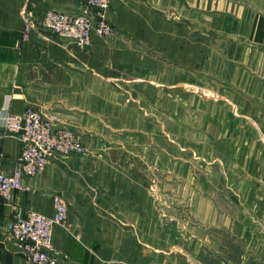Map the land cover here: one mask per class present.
Segmentation results:
<instances>
[{"label":"crops","instance_id":"obj_1","mask_svg":"<svg viewBox=\"0 0 264 264\" xmlns=\"http://www.w3.org/2000/svg\"><path fill=\"white\" fill-rule=\"evenodd\" d=\"M81 3L0 0L4 169L13 168L22 148L1 125L7 106L12 113L34 107L55 116L58 125L79 131L87 148L84 155L57 156L43 173L27 178V188L15 193L12 205L0 196V264H26L10 249V217L29 210L51 216L56 194L68 207L66 225L54 226L58 264H263L262 248L259 258L251 248L263 232L264 214L256 213L260 226L250 239L244 222L251 221L250 210L264 207V0H111L109 17L117 34H94L86 49L39 29L24 38L26 8L33 6L42 17L48 9L77 13ZM160 66L161 82L147 80ZM142 87L148 94H168L167 100L162 95V102L123 101V94H138ZM169 94L178 101L170 103ZM171 106L193 111L200 143H226L221 154L231 175V180L219 179L224 171L217 162L200 169L207 179L203 188L215 192L205 200L209 214L196 215L199 223L187 239L180 219H170L166 191L156 198L147 193L166 189L162 180L155 186L148 180L153 172L164 177L174 166L177 173L197 174V161L180 159L186 148L180 147L171 165L164 122ZM222 111L224 120L216 116ZM221 124L227 132L217 138L212 132ZM204 125L209 129L203 133ZM155 126L161 127L156 146L149 128ZM213 147L210 153L216 156ZM192 152L204 156L202 150ZM236 174L241 175L237 180ZM218 181L242 191L239 200L233 193L221 194V204L250 209L242 214L221 210L216 192L224 187ZM197 183L201 192L202 181ZM202 222L210 229L203 231ZM234 235L247 241L246 249L230 244Z\"/></svg>","mask_w":264,"mask_h":264},{"label":"built area","instance_id":"obj_2","mask_svg":"<svg viewBox=\"0 0 264 264\" xmlns=\"http://www.w3.org/2000/svg\"><path fill=\"white\" fill-rule=\"evenodd\" d=\"M77 13L48 9L42 17L33 6L23 13V36L28 39L37 29L50 32L72 41L79 47L90 43L93 32L104 37L113 32L106 21L111 0H81ZM1 125L21 142V153L10 171L4 169L6 155L0 151V196L10 206L15 193L26 189L27 178L43 173L57 156L68 158L84 155L85 144L78 131L68 125L57 127V119L46 116L34 107L22 113H12L6 107ZM54 213L51 216L29 210L13 214L7 224L10 249L20 254L26 264H58L54 250V226L66 225L68 207L61 195L53 196Z\"/></svg>","mask_w":264,"mask_h":264},{"label":"rangeland","instance_id":"obj_3","mask_svg":"<svg viewBox=\"0 0 264 264\" xmlns=\"http://www.w3.org/2000/svg\"><path fill=\"white\" fill-rule=\"evenodd\" d=\"M110 10H111V6L109 9V12H107V14H106V21L112 26L113 32L110 33L109 35L104 36V37H101V36L97 35L96 32H93L92 36L95 34L101 38H109V37H112V36L117 34V30L114 27V25L112 24L110 17H109ZM92 36H91V40H92ZM91 40H90V43L84 47H79L76 44H74L72 41L71 42L73 43V45L77 49H86L91 44ZM161 73H162V70H161V66H160L154 72V77H151V78L149 77V78H147V80H152V81H155V83L156 82L160 83L161 82V76H160ZM143 79L146 80L145 77ZM154 86H156V84H154ZM202 89H201L202 93H204L205 96H208V87L204 86ZM138 91H139L138 94L137 93L123 94L122 95L123 101H125V102H127V101H137V102L143 101L144 102V100L146 99V100L152 101L153 103L162 102L161 96L163 94H158V95L148 94V93H146V89L143 87L141 88V90H138ZM204 95H202L203 98H204ZM109 96L110 95H107L108 98H109ZM163 96H165V98L167 100L168 94L163 95ZM169 97H172L170 100V103L178 101L176 94H169ZM189 97L187 98V101H186L187 103L189 102V99L192 100L193 95H190ZM180 100H182V99H180ZM219 100L222 101V99L220 97H218V101ZM190 103H192V102H190ZM160 104L161 103H159V105ZM172 107H174V106H171L169 108L170 110L166 114L165 121H164L168 127V129L166 127V131H167V135L169 136V144H170L169 149L171 152V156H173V157H171V165L175 164L173 162V160L177 161V159L179 158L178 153L181 151V148H186V152H187L186 156L182 157L180 159H182L186 163H189L190 160H193L192 165L195 161H197V164H196L197 174L196 173L186 174L183 172L177 173V171L175 170L176 167H174V166H170L171 173L164 175V177H162V175L159 174L158 172H157L158 174L153 172L152 175L148 176V180L150 182H154V184H153L154 186H155L157 179L159 180V182L162 180L165 184L164 187L166 189L155 190V188H152V190L147 191V193L150 194V196H152L153 198H156V197H161L162 192L166 191V198H167V200H169V205H168L169 208L168 207L167 208H168L169 215L171 217L170 219H172V218H179L180 219L179 220L180 230L184 231L186 239H187L189 237V233L192 232L193 229L195 228V226L197 227V224L199 223V221L197 220L199 218H197L196 215L197 214H203V216H205L206 214H209V205L207 203L205 205V200L209 199L208 197L210 196V193L215 192L213 190H209V189L206 190L205 188H203L204 180H207V179H205V176H204L203 172L200 171V169L204 170L205 167H208L211 162H212V164H215L217 162L218 165L222 166L221 168L224 171L222 174L221 173L218 174L219 179H221V177H222L223 180H225L226 178L231 180V175L229 173L230 169L226 168V165H225L227 159L224 156V154H221V150L225 149L226 143L225 142H213L211 144H210V142H201L200 143L199 140L197 139V136H196V134L200 132V126H194L193 125V121H194L193 120V117H194L193 111H188V110L187 111H183V110L178 111L175 109H171ZM37 110H39V109H37ZM39 111H41V110H39ZM204 112H207V110H203V113ZM43 114L46 116H52V115L45 114V113H43ZM216 116H218L219 119H223V120L226 118V114L224 111L219 112V114H217ZM53 117H55V116H53ZM57 123H60V122H57ZM216 126L217 127H216V129H214L212 134L213 135L216 134L217 138L221 137L222 134H225L227 132V127L225 124L216 125ZM57 127H60V125L57 124ZM138 128L141 130H144V127H138ZM149 128L154 129L153 141H154V145L156 146V144L158 143V142H156L157 136L161 135V131H160L161 127L155 126V127H149ZM207 129H209L208 125L202 126L203 133ZM80 135L83 138V135L81 133H80ZM165 137H167V136H165ZM214 144H216V148L219 152V154L216 153V156L213 153L212 154L210 153V149L214 148L213 147ZM85 148H86V146H85ZM216 148H215V151H216ZM195 149L204 151L205 157L203 155H200L198 157L197 154L195 156L194 153L192 152V151H195ZM86 151H87V148H86ZM193 156H195L196 158L195 157L193 158ZM174 158H176V159H174ZM154 161H156V159ZM154 166H155V164H154ZM218 171H220V169H218ZM240 176H241L240 174H236L234 177L235 180L239 179ZM197 180L202 181V183H201L202 184V187H201L202 191L201 192H199L195 188V185H198V186L200 185L197 183ZM217 184H220V186L224 187V188L220 189L221 191L219 190L216 192V193H218V196L216 195L218 200L220 199L221 194L223 195V194H230V193H233L235 199H238V200H239V198L241 199V197H242L241 192L242 191L240 189H236L235 186H232V188H228V187L225 188L226 183L224 181H218ZM179 186H180V188H179ZM200 201H202L203 204L198 205ZM219 202H220V200H219ZM167 204H168V202H167ZM220 205L222 208L221 210L227 211V209H228V211L230 210L233 214H242V213H244V211H248L250 209L248 206H246L244 204H242V205L238 204L236 207H233V206L231 207L227 204H224V202L222 204L220 202ZM218 212L220 213L221 211H218ZM256 213L257 214H264V207L258 206L255 209H253L252 212L250 210L249 214L250 215L252 214L253 217H251V221H248L247 223L244 222L245 226L247 227V229L249 231L248 239L252 238L253 236H256L254 229L256 228V226H260L254 220V219H256L255 218ZM160 214H162V213H160ZM180 216L182 218H180ZM170 222L172 224V220ZM201 224L203 227V231L210 229L209 225L204 224L203 222ZM263 226H264V224H263ZM221 227L222 226H218V229H221ZM174 228H176V225ZM259 230H261V229H259ZM234 236H235V238H233V240L231 242L229 241L230 244L238 245L240 247L242 246V247H244V249H246V245L248 244L247 241L245 239H243V241H242L240 238L239 239L236 238V235H234ZM244 236L246 238V235H244ZM218 238H219V236H218ZM252 245H256L253 248H251V253L253 256H255V258H259L260 248H262V253L264 255V228H263V232L261 233V235L255 237L252 240ZM234 256L237 257L238 255L235 254ZM261 261H264V258H262Z\"/></svg>","mask_w":264,"mask_h":264}]
</instances>
